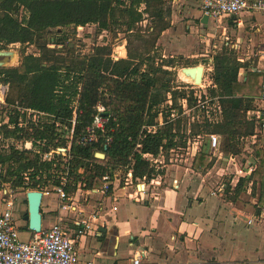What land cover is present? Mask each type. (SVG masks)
Segmentation results:
<instances>
[{
    "label": "trees",
    "instance_id": "trees-1",
    "mask_svg": "<svg viewBox=\"0 0 264 264\" xmlns=\"http://www.w3.org/2000/svg\"><path fill=\"white\" fill-rule=\"evenodd\" d=\"M167 1L171 0H0V44H32L50 29L89 23L97 24L100 29L114 24L123 27L125 32L134 33L143 14L151 18V32L158 35L169 26ZM141 4L143 9H140ZM20 8L26 11L22 18L18 16ZM65 38L64 34H55L49 41L63 44ZM146 58L136 51H128L127 57L112 61L107 46H95L89 54L72 56L70 61L61 63H46L40 54L24 51L18 66L1 67L0 83L7 84L9 91H15V97L7 95L6 104L18 101L21 110L42 112L45 121L23 124L18 118L19 110L14 109L8 121L1 123L3 137L31 141L32 147L10 146L8 151L0 153V168L4 170V174L0 172V182L11 188L42 190L48 181L50 185L60 183L61 177L50 173L55 165L58 171L68 169L71 180L64 188L70 193L77 189L78 181L83 182L85 188H91L102 175L112 174L117 168L126 169L131 162L133 179L143 175L153 177L155 170L142 154L156 155L161 148H172L174 134L169 127L154 132L142 127L154 124L158 111L152 112V108L164 100L167 93L173 100L181 93L172 90L169 81L157 85V78L149 69L141 71ZM212 63L211 93L219 96L222 119L211 132L221 135V151L237 154V138L253 132V121L247 112L253 108L254 97L261 93L264 75L259 70H247L246 64L226 47L214 54ZM242 69H246L245 75L239 79ZM158 70L173 74L167 69ZM247 90L255 96H249ZM74 100L80 112L76 114L72 137L62 138L58 128H70ZM187 101L190 104L191 98ZM97 103L104 105L102 115L106 121L103 129L96 131V140L84 141ZM107 138L109 142L104 148ZM69 141L68 158L53 153L49 160L42 159V155L51 150L66 148ZM138 143L141 147L135 150ZM96 152L104 153V158L96 157ZM212 164L211 161L207 167ZM203 165L204 155L196 153L193 166ZM79 169L83 172L79 173ZM252 175L258 183L256 204L264 205V151ZM244 180L239 178L230 200L236 199Z\"/></svg>",
    "mask_w": 264,
    "mask_h": 264
},
{
    "label": "rangeland",
    "instance_id": "rangeland-1",
    "mask_svg": "<svg viewBox=\"0 0 264 264\" xmlns=\"http://www.w3.org/2000/svg\"><path fill=\"white\" fill-rule=\"evenodd\" d=\"M166 6L170 10L169 16H167L169 26L158 35L151 32L152 20L147 14H143L141 21L136 23L134 33L125 32L123 27L114 24L108 29H100L95 23L76 27L53 28L46 32L44 36L37 38L32 44H0V50L13 53L7 59L4 67L18 66L24 51L26 53L40 54L46 63L70 61L72 56L77 55L82 57L89 54L95 46H107L110 49L112 61L127 57L128 51H136L138 54L147 56V60L142 64L141 71L149 69L157 78V85H160L161 82L169 81L172 90L174 89L181 93V96L175 100H173L170 93H167L165 99L152 108V112L158 111L154 119V124H157L156 129L171 128L175 142L172 152H169V149L162 148L163 158L154 155L158 159L151 165L155 170L154 172L160 171L162 165L186 163L187 159L191 157L190 154L194 150L199 149L197 154L204 155V165L197 167V170L205 174L209 169L207 165L211 161L212 163L216 162L218 156L221 155L215 165V169L206 176V179L209 180L208 182L212 189H215L223 180L227 187L221 198L230 200V196H233L234 193V189H230L229 182L231 178L239 175V169H245L246 162L249 161L256 167L259 164V159L264 151V134H259L258 140L254 144L251 143L250 135L239 136L236 142L239 148L237 154L223 152L220 147L219 151L217 150L214 154L207 152L206 135L212 133L211 129L214 125L221 121L222 115L218 114L217 108L219 105L222 110V104L219 96L211 93L213 85L210 76L212 73L203 72V69L208 66L210 59L213 60L214 54L225 47L229 50L232 49L238 58H244L246 54L250 55V52H255L254 45H257L258 41L260 42V24H264V19L261 18V22L248 19L246 21L245 19L239 27L236 26V23H229L225 26V31H223L222 25L218 26L214 23H208L207 26H204L200 22L201 9L199 0H171L166 2ZM140 9H143V4L140 5ZM24 15H26V11L20 8L18 12L19 18ZM136 31L141 36H137ZM55 34L66 35L63 44H54L49 41L52 35ZM127 49L129 50L127 51ZM259 55L262 54L257 52L256 55L252 54L250 59L242 60L246 64L247 70H261L263 61L261 60L257 64ZM197 65L202 66L203 80L201 78V81L194 85L190 77H187L181 70L184 67H195ZM251 67L255 69L252 70L250 69ZM157 68L170 70L173 74L169 75L161 70L156 71ZM246 69H243V71L245 72ZM135 77L137 78L138 76ZM202 91H205V93L203 94ZM194 92L197 95L200 92L202 93L200 102L195 103V99L197 100L198 97L194 99ZM9 93L10 97H15V91H9L7 84L0 83V125L8 121V117L13 114L14 109L19 110L18 118L19 121H23V124L31 122L38 124L45 121L42 114L33 115L35 114L34 112H23L24 108L22 110L19 108L18 101L10 105L6 104L5 99ZM246 93L249 96H255L250 90H247ZM182 98H191V103L187 105L188 108H183ZM73 109L76 114L80 112L76 100L73 101ZM58 131L61 133L60 136L62 138L68 137L67 127L61 126ZM165 141L166 138L164 139ZM219 141H222L221 135H219ZM10 146L18 149H30L32 144L31 141L21 138L3 137L0 132V153L8 151ZM59 148L63 152L65 147ZM61 155L63 156V154ZM229 155H237V157L234 161H230ZM63 158L66 159L68 157L63 156ZM162 159L163 164L160 162ZM125 170L117 168L112 173L120 174ZM0 172L4 174V170H1V168ZM78 172H83V169H79ZM50 173L60 176V181H66V183L71 180V177H68V169L66 168L64 171H58L53 165ZM241 178L245 179L242 188L236 199L231 200L234 203V207H236L234 211L239 217L244 216L246 212L248 213V210L251 209L250 198L254 196L256 199L258 192V183L252 174ZM50 182L48 181V184L43 189H50ZM78 183L83 185V182L78 181ZM96 185L99 186L100 181ZM27 190L31 189L11 188L7 183L0 182V208L2 207V201L11 198L13 201V213L18 219V225L26 224L22 218L27 209L25 199ZM44 199L46 202L48 198H43V202ZM253 207L255 208V206ZM260 223L264 229V221ZM29 231V229L21 228L20 238L24 240Z\"/></svg>",
    "mask_w": 264,
    "mask_h": 264
},
{
    "label": "crops",
    "instance_id": "crops-1",
    "mask_svg": "<svg viewBox=\"0 0 264 264\" xmlns=\"http://www.w3.org/2000/svg\"><path fill=\"white\" fill-rule=\"evenodd\" d=\"M261 18L259 13L243 12L236 26H241L245 19L261 22ZM217 21L208 23L222 25L223 31L229 23L235 24L230 15L221 16ZM260 25V42L254 45L255 52L240 60H248L260 52L257 64L263 61L259 70L262 72L264 24ZM244 73L240 70L238 78H244ZM194 157L186 163L163 165L147 185L146 192L138 197L128 196L130 187L115 189L116 199L99 193L87 195L83 189L79 190L75 199H79L80 212L70 211L67 217L72 220L94 212L97 216L94 229L77 241L80 263L132 264L133 255L140 253L138 264H264V229L260 223L264 217L247 224L249 217L261 212L260 205H255V197L250 198L248 213L237 216L234 203L221 198L223 194H212L206 179L218 159L202 174L193 166ZM173 179L177 180V186L172 184ZM46 198L41 205L43 228L57 214L56 197ZM67 224V231L74 233L76 224L71 221ZM19 226L28 230L25 223ZM27 233L24 240L20 238L22 241L31 238L32 231Z\"/></svg>",
    "mask_w": 264,
    "mask_h": 264
},
{
    "label": "built area",
    "instance_id": "built-area-1",
    "mask_svg": "<svg viewBox=\"0 0 264 264\" xmlns=\"http://www.w3.org/2000/svg\"><path fill=\"white\" fill-rule=\"evenodd\" d=\"M200 11L208 17L209 20L218 22L217 18L224 15H230L236 24H239V17L243 12L259 13L264 19V0H200ZM212 73L213 63L212 59L209 60L208 66L203 69ZM264 75V70L262 71ZM203 80V73H202ZM196 85V84H194ZM201 85V84H200ZM203 94L205 91H202ZM195 103L200 102L202 93L199 95L194 92L193 94ZM188 102L186 98H182L183 108H188ZM96 113L93 116L92 124L87 128L86 134L83 136L84 141H94L96 140V131L103 129V123L106 119L103 117V111L105 107L98 103L95 106ZM218 114L222 115L221 107L218 105ZM23 112L36 114H42V112H35V110L24 108ZM249 119L253 121V132L249 136L254 144L258 140L259 134H264V79L262 82L261 93L256 96L253 100V108L247 112ZM76 119V112L73 109V115L70 122V128L67 130L68 138L72 137L73 128ZM21 125V123H19ZM157 124L143 126L148 132H154L156 130ZM247 140V138H245ZM109 139L107 138L104 143V148H106ZM206 143L208 146V153L214 154L219 149V135L216 133H208L206 135ZM70 146V141L67 144V148H64L62 152L61 148H56L48 153L42 155L43 160H49L52 157V153H61L63 156L68 157V150ZM140 144H136L135 150L140 149ZM174 149L170 148L168 151L172 152ZM199 150V149H198ZM198 150H194L190 154L191 157L195 156ZM219 151V150H218ZM221 154V153H220ZM163 158L162 148L156 154ZM157 156L152 153H143L142 157L147 160L150 165L153 162L158 161ZM221 155L218 156V159ZM237 155H229V160H235ZM163 164V159L162 161ZM163 167V165H162ZM256 166L251 162H246L245 169H239V175L231 178L229 184L230 189H234V186L238 182L239 178L251 176L254 172ZM27 180V177H25ZM153 177L148 178L146 175L137 177L133 179L132 175V162L126 166V170L120 174H104L99 179L100 185H94L91 188H85V184H77V189L67 193L64 186L66 181H60L58 185H50V189L44 188L42 191L44 197L50 195H56L57 206H56V216L55 220L48 225V227L41 229L38 232L32 231L31 238L28 241H22L19 237V225L16 215L13 213V201L8 198L2 201V207L0 208V264H81L79 260V254L77 250L78 239L91 232L94 229L95 221L97 220L96 212L89 214L87 216L78 215L77 218L70 220L67 217V213L70 211H79V199H75V194L83 189L85 194H102L106 196H111L116 199L114 195V190L119 188L130 187L132 191L128 193L129 197H138L145 193L147 190V185L153 182ZM136 180V181H134ZM172 184L177 186V180L173 179ZM227 184L222 182L211 191L212 194H224ZM250 189V188H249ZM38 190V189H36ZM254 197V196H252ZM261 212L257 215H252L247 219V224H252L255 221L264 217V205L260 206ZM186 218V216H184ZM73 222L76 224V229L74 233H69L67 231V223ZM141 258L140 253H135L133 255L132 264H138ZM86 264H91L90 262Z\"/></svg>",
    "mask_w": 264,
    "mask_h": 264
},
{
    "label": "water",
    "instance_id": "water-1",
    "mask_svg": "<svg viewBox=\"0 0 264 264\" xmlns=\"http://www.w3.org/2000/svg\"><path fill=\"white\" fill-rule=\"evenodd\" d=\"M200 22L204 24V26H207L209 19L206 15L202 14L200 17ZM13 53L11 51H2L0 50V67H4L7 59H9V56H12ZM196 69V74L193 76L194 81H201L202 76V66H195V67H184L182 68V72L185 75H191L192 71ZM191 77V76H190ZM95 156L98 158H104V153L96 152ZM56 197V195H54ZM44 198V195L42 191L31 189L27 190L25 192V199L27 204L26 212L22 218L23 221L26 222L27 228L30 231L38 232L41 229L43 219H44V213L41 211V205L42 200ZM99 230H101L99 228ZM104 230V229H102Z\"/></svg>",
    "mask_w": 264,
    "mask_h": 264
},
{
    "label": "bare ground",
    "instance_id": "bare-ground-1",
    "mask_svg": "<svg viewBox=\"0 0 264 264\" xmlns=\"http://www.w3.org/2000/svg\"><path fill=\"white\" fill-rule=\"evenodd\" d=\"M201 70H202V69H201ZM196 71H197V70L194 69V70L192 71V74H191V75H187V77H190V76H191L190 79L192 80V82H193L194 84L199 82V81H194L193 78H192L193 76H195ZM183 76H184V75H183ZM184 77H186V76H184ZM201 78H202V76H201ZM188 79H189V78H188Z\"/></svg>",
    "mask_w": 264,
    "mask_h": 264
}]
</instances>
